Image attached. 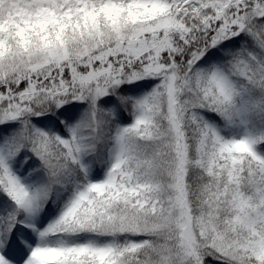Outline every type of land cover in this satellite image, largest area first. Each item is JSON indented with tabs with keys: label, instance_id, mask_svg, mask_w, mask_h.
<instances>
[{
	"label": "snow or ice",
	"instance_id": "6c2138e0",
	"mask_svg": "<svg viewBox=\"0 0 264 264\" xmlns=\"http://www.w3.org/2000/svg\"><path fill=\"white\" fill-rule=\"evenodd\" d=\"M0 264H264V0H0Z\"/></svg>",
	"mask_w": 264,
	"mask_h": 264
}]
</instances>
